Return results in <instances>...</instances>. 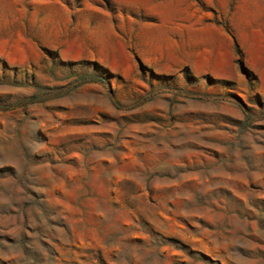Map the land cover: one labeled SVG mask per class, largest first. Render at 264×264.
Listing matches in <instances>:
<instances>
[{"label":"rangeland","instance_id":"rangeland-1","mask_svg":"<svg viewBox=\"0 0 264 264\" xmlns=\"http://www.w3.org/2000/svg\"><path fill=\"white\" fill-rule=\"evenodd\" d=\"M0 264H264V0H0Z\"/></svg>","mask_w":264,"mask_h":264}]
</instances>
